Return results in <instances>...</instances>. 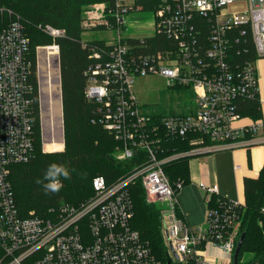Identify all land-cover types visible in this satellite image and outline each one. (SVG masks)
<instances>
[{"label": "built area", "instance_id": "1", "mask_svg": "<svg viewBox=\"0 0 264 264\" xmlns=\"http://www.w3.org/2000/svg\"><path fill=\"white\" fill-rule=\"evenodd\" d=\"M236 3H242V10L231 13L227 7ZM263 3L160 0L149 24L151 33L140 36L128 33L131 15L143 7L136 0H100L86 7V28L116 29L118 34L101 48H92L85 96L98 104L99 123L123 142L118 158L144 150L147 160L112 185L95 176L90 199L52 209L51 217L23 216L15 200L12 167L30 160L35 150L33 63L30 37L20 19L0 30V264H163L132 225L128 184L137 177L147 202L160 206L168 261L233 264L245 204L225 197L218 207L208 208L206 227L192 229L177 198L184 184L172 182L164 164L185 154L264 143V119L241 111L243 100L260 94L256 61L264 58ZM39 27L54 40L65 34L51 24ZM249 33L254 61L244 56ZM47 47L59 54L55 41ZM150 73L165 76L170 87L192 88L190 111L157 119L146 110L132 87L137 76ZM190 135V151L158 155L165 137ZM201 186L207 199L218 193L217 186ZM219 254L229 257L220 263Z\"/></svg>", "mask_w": 264, "mask_h": 264}, {"label": "trees", "instance_id": "2", "mask_svg": "<svg viewBox=\"0 0 264 264\" xmlns=\"http://www.w3.org/2000/svg\"><path fill=\"white\" fill-rule=\"evenodd\" d=\"M96 1L100 0H0V30L13 19H20L30 37L29 57L33 63L31 77L35 86V150L30 160L14 165L10 175L15 200L23 216L34 214L51 217L52 209H59L63 204L79 206L95 194L92 184L95 176H104L107 185H112L132 175L147 160L144 150L134 153L132 157L118 158V152L124 147L123 142L99 123L98 104L85 96L86 71L94 62L92 48L104 46V41L90 43L82 40L84 8ZM136 3L153 11L160 0H136ZM41 24L65 29V34L54 40L59 45L60 57L64 126L62 151H44L41 142L35 47L51 42L50 37L39 27ZM247 46L248 53L244 56L254 61L257 55L250 33ZM50 52L53 59V53ZM45 72L44 67V78ZM241 111L253 119H264L260 94L243 100ZM154 116L159 119L166 115ZM191 137H165L158 155L162 158L190 151L193 147ZM190 157V154H185L164 164V170L172 182L181 180L186 184L189 181ZM53 164L66 169L70 176L68 179L62 175L57 178L62 184L58 192L48 191L44 187L50 182L45 177ZM128 191L135 212L133 227L149 242L155 256L166 264L169 257L161 233L160 206L147 202L140 177L128 184ZM244 192L246 203L240 218V234L245 232L246 237L238 264H264V213L261 211L264 206V171L258 178L244 179ZM223 198L219 193H213L207 199L208 208L218 207Z\"/></svg>", "mask_w": 264, "mask_h": 264}, {"label": "rangeland", "instance_id": "3", "mask_svg": "<svg viewBox=\"0 0 264 264\" xmlns=\"http://www.w3.org/2000/svg\"><path fill=\"white\" fill-rule=\"evenodd\" d=\"M93 3V2H92ZM92 3L86 5L88 8ZM264 5V3H263ZM85 6V5H84ZM81 19V26L84 28L82 33V40L86 42H95V41H111L113 40L118 32L116 29H104V28H95L88 29L84 26V19L86 18L85 10ZM228 10L233 13L238 10H242V3H236L227 7ZM154 11V10H153ZM153 11L147 10L142 7V10L134 12L129 22V35H148L151 32L149 31V24L153 20ZM88 29V30H87ZM46 34V33H45ZM48 35V34H47ZM51 39V42L45 44H38L35 47L36 54V73L37 79L38 75V62H39V53L41 51L45 52V69H46V80H47V92H48V101L40 107V96H39V114H40V132H41V142L42 148L44 151H62L64 149V140L61 139V120H60V104L59 99L57 98L58 89L54 88L55 81V70L57 69L55 63V55L53 54L51 59V52H46L50 50V46L53 44L54 39L48 35ZM39 47H46L40 48ZM138 101L140 104L144 105L146 110L154 114H174V113H187L190 111L192 104L194 103V93L190 87H180L168 85V79L157 73H150L146 75H139L135 79V82L132 87ZM38 94H39V82H38ZM42 115V117H41ZM43 120V128L42 122ZM52 134L51 136H49ZM226 149V148H225ZM219 149L216 152L208 154L210 155L211 161V171L210 178L208 179L212 182L211 185L218 186L220 193L232 201H239L242 204L246 203V196L244 192V179L246 177L258 178L262 175L264 171V143L243 146L236 149L230 150ZM246 149L248 154H246L245 161L236 160L234 152L236 150ZM194 158V157H193ZM192 158V159H193ZM196 158V157H195ZM191 159V160H192ZM198 159L199 164H204L206 162V156H200ZM245 163L250 164L249 168H244L242 170L236 171L235 164H241L244 166ZM190 165V178L192 177ZM189 186L194 187V189H202L200 184L193 183ZM182 189V188H181ZM179 194V193H178ZM197 196L200 201H203L205 206V216L201 223L196 225L189 224L186 219V213L181 207L179 197L178 202L182 211L183 218L187 225L192 229H197L199 227L207 226V217H208V208H206V199L202 191L197 192ZM159 205V204H157ZM221 257L219 262L222 263L224 259L228 258L227 254L218 255Z\"/></svg>", "mask_w": 264, "mask_h": 264}, {"label": "crops", "instance_id": "4", "mask_svg": "<svg viewBox=\"0 0 264 264\" xmlns=\"http://www.w3.org/2000/svg\"><path fill=\"white\" fill-rule=\"evenodd\" d=\"M38 64H39V69H40L39 73H40L41 90H42L41 103L43 106L45 103H47L49 99L47 95L48 92L46 90L48 82L46 78H44V75H43V69L45 65V52L43 51L39 53ZM256 68H257V74L259 78V93H260L262 111H263V116H264V58H260L256 61ZM54 73H55L54 88L55 90H57L58 85H59L57 69L55 70ZM57 98L59 99L58 96ZM244 122L245 121H240L239 124L244 123ZM252 145H255V144H252ZM237 148H240V147H237ZM230 149H236V148H226L225 150H230ZM214 152L216 151H213V153ZM210 153L212 152H203V153L195 154L190 157L189 169L191 165V170H192L191 172H192L193 179L190 178L189 181L186 184H184L182 189L178 192L179 193L178 197L180 200L181 207L184 209L185 213L187 214L186 219L191 225H196V224L201 223L204 219L205 212H206L205 206L203 205V201H200L199 197L196 194V191L203 192V194L205 195V199H206V208H208L207 194L205 190H203L201 185L204 184L207 186H214V185H211L212 182L208 180L210 178V171H211V165H210L211 157L210 155L209 156L207 155ZM234 154H235L236 160L245 161V157H246V154H248V152L246 149H241V150H236ZM204 155L206 156V162L204 164H199L197 158H199L200 156H204ZM249 167H250V164L245 163L244 166H242L241 164H235L234 168L236 171H239V170H242L244 168H249ZM193 183L194 184L198 183V185L200 184V187L202 189L201 190L194 189V187L189 186V184H193ZM219 190L220 189L218 188V193L222 195Z\"/></svg>", "mask_w": 264, "mask_h": 264}, {"label": "water", "instance_id": "5", "mask_svg": "<svg viewBox=\"0 0 264 264\" xmlns=\"http://www.w3.org/2000/svg\"><path fill=\"white\" fill-rule=\"evenodd\" d=\"M55 62H56L58 81H59V85H58L59 93H58L57 96L60 97V120H61V123H62V126H61V139L64 140L62 92H61V75H60V57H59V54L55 55ZM38 72H39V65H38ZM38 82H39L40 107L42 108V103H41V81H40L39 78H38ZM41 122H42V120H41ZM42 128H43V122H42ZM245 237H246V233L245 232L240 235V238H239V241L237 243L236 250H235V254H234V262H233V264H238V256H239L241 247H242V245L244 243ZM167 264H172V263H171V261H168Z\"/></svg>", "mask_w": 264, "mask_h": 264}, {"label": "clouds", "instance_id": "6", "mask_svg": "<svg viewBox=\"0 0 264 264\" xmlns=\"http://www.w3.org/2000/svg\"><path fill=\"white\" fill-rule=\"evenodd\" d=\"M61 175L65 179L70 178L69 172L66 169L56 164L51 165L47 170L45 177L50 182L44 185L45 189L51 192H58L61 189L62 184L59 182L57 178Z\"/></svg>", "mask_w": 264, "mask_h": 264}, {"label": "bare ground", "instance_id": "7", "mask_svg": "<svg viewBox=\"0 0 264 264\" xmlns=\"http://www.w3.org/2000/svg\"><path fill=\"white\" fill-rule=\"evenodd\" d=\"M43 48H46V47H43ZM50 48L52 49V47H50ZM51 49L50 50H44V51H46L48 53V52L52 51ZM52 53L54 54V52H52ZM39 71H40V69H39ZM38 75H39V79H40V73H38ZM41 96H42V90H41ZM41 110H42V108H41ZM41 117H42V115H41ZM42 122H43V120H42Z\"/></svg>", "mask_w": 264, "mask_h": 264}]
</instances>
